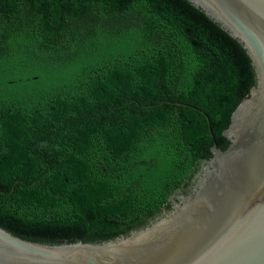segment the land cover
Listing matches in <instances>:
<instances>
[{"label":"trees","instance_id":"obj_1","mask_svg":"<svg viewBox=\"0 0 264 264\" xmlns=\"http://www.w3.org/2000/svg\"><path fill=\"white\" fill-rule=\"evenodd\" d=\"M255 85L188 0H0V227L61 244L147 226Z\"/></svg>","mask_w":264,"mask_h":264},{"label":"water","instance_id":"obj_2","mask_svg":"<svg viewBox=\"0 0 264 264\" xmlns=\"http://www.w3.org/2000/svg\"><path fill=\"white\" fill-rule=\"evenodd\" d=\"M188 1L242 45L255 71L223 132L228 148L215 142L190 192L117 239L45 244L0 227V264H264V0Z\"/></svg>","mask_w":264,"mask_h":264},{"label":"flooded vegetation","instance_id":"obj_3","mask_svg":"<svg viewBox=\"0 0 264 264\" xmlns=\"http://www.w3.org/2000/svg\"><path fill=\"white\" fill-rule=\"evenodd\" d=\"M202 164L200 165V169L197 173H195V175L193 176L191 182H190V185L187 187V190H183L182 188H179L177 190L174 191V193L172 194V196H170L169 198V205L171 206L172 205V201L173 200H179L180 199V196L183 195V194H187L188 192L191 191V188H192V185H193V181L195 180L196 176L198 175V173L201 171V167ZM168 208H165L163 209L159 215H161L165 210H167ZM158 215V216H159Z\"/></svg>","mask_w":264,"mask_h":264}]
</instances>
